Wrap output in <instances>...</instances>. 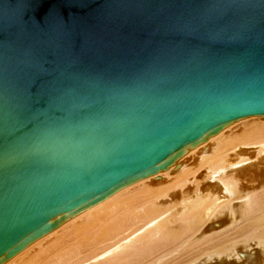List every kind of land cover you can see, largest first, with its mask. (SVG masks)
I'll return each mask as SVG.
<instances>
[{
	"label": "water",
	"instance_id": "obj_1",
	"mask_svg": "<svg viewBox=\"0 0 264 264\" xmlns=\"http://www.w3.org/2000/svg\"><path fill=\"white\" fill-rule=\"evenodd\" d=\"M260 114L264 0H0V262Z\"/></svg>",
	"mask_w": 264,
	"mask_h": 264
},
{
	"label": "bare ground",
	"instance_id": "obj_2",
	"mask_svg": "<svg viewBox=\"0 0 264 264\" xmlns=\"http://www.w3.org/2000/svg\"><path fill=\"white\" fill-rule=\"evenodd\" d=\"M251 176L264 184V114L222 124L0 264H264V187ZM241 213L237 231L228 223Z\"/></svg>",
	"mask_w": 264,
	"mask_h": 264
},
{
	"label": "rangeland",
	"instance_id": "obj_3",
	"mask_svg": "<svg viewBox=\"0 0 264 264\" xmlns=\"http://www.w3.org/2000/svg\"><path fill=\"white\" fill-rule=\"evenodd\" d=\"M191 155V154H190ZM190 155H186V157H187V159H189V157H191ZM184 156V155H183ZM183 156L182 157H180V159H183ZM196 156V155H195ZM193 157L194 159L193 160H195V161H197V159H196V157ZM185 157V156H184ZM192 158V157H191ZM190 158V159H191ZM184 159H186V158H184ZM189 159V160H190ZM191 162H194V161H192L191 160ZM263 169V168H262ZM263 172V171H262ZM256 177V181H254L253 179ZM255 177H253V176H251L250 178H251V180H250V178H248L249 180L248 181H250L249 183H246V185H248V187H253V186H256V188H260V187H264V184L263 185H261L260 187L257 185V183L256 182H258V180L259 181H261V179L263 178H258V177H261V176H255ZM262 183H264V182H262ZM253 185V186H252ZM181 200L183 199V197L181 196V198H180ZM243 220V218H242V213L237 217V218H234V219H231L230 221H229V223H228V226H231L232 228H235L237 231H238V229L241 227V225L243 224V223H245V222H243L242 221ZM252 231H249V233L250 232H253V231H257V228H252L251 229Z\"/></svg>",
	"mask_w": 264,
	"mask_h": 264
}]
</instances>
